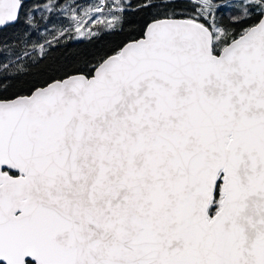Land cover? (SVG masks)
<instances>
[{"label":"snow or ice","instance_id":"obj_1","mask_svg":"<svg viewBox=\"0 0 264 264\" xmlns=\"http://www.w3.org/2000/svg\"><path fill=\"white\" fill-rule=\"evenodd\" d=\"M0 264H264V0H0Z\"/></svg>","mask_w":264,"mask_h":264},{"label":"trees","instance_id":"obj_2","mask_svg":"<svg viewBox=\"0 0 264 264\" xmlns=\"http://www.w3.org/2000/svg\"><path fill=\"white\" fill-rule=\"evenodd\" d=\"M53 26L49 25V30H52ZM48 36L47 33H44ZM51 40L52 37L48 36ZM106 46L105 42L98 44H88L87 41H81L80 39L69 40L56 45L50 51V59L46 61V64H51L53 70L65 68L73 63L75 57L83 52L101 51ZM43 67V66H42Z\"/></svg>","mask_w":264,"mask_h":264},{"label":"rangeland","instance_id":"obj_3","mask_svg":"<svg viewBox=\"0 0 264 264\" xmlns=\"http://www.w3.org/2000/svg\"><path fill=\"white\" fill-rule=\"evenodd\" d=\"M79 39V38H78Z\"/></svg>","mask_w":264,"mask_h":264}]
</instances>
